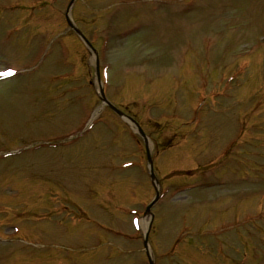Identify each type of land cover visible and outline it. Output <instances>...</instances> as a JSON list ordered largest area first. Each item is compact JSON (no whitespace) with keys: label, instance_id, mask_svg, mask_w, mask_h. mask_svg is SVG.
Instances as JSON below:
<instances>
[{"label":"rangeland","instance_id":"1","mask_svg":"<svg viewBox=\"0 0 264 264\" xmlns=\"http://www.w3.org/2000/svg\"><path fill=\"white\" fill-rule=\"evenodd\" d=\"M67 2L0 0V71L14 69L0 80V264H147L143 145L97 98L94 55L68 28ZM71 15L97 50L106 96L148 138L164 189L148 230L154 263H179L166 252L182 222L192 232L177 252L191 264H264V0H75ZM166 125L175 146L155 153ZM222 149L192 176L198 185L163 177ZM121 158L135 165L114 175L105 165ZM97 239L120 254L108 259Z\"/></svg>","mask_w":264,"mask_h":264},{"label":"water","instance_id":"2","mask_svg":"<svg viewBox=\"0 0 264 264\" xmlns=\"http://www.w3.org/2000/svg\"><path fill=\"white\" fill-rule=\"evenodd\" d=\"M71 1L72 0H70V3H71ZM69 3V4H70ZM66 20H67V23L69 24V26L77 33V34H79V36L81 37V38H83V36H82V34L78 31V29H76V27L73 25V23L71 22V20H70V18H69V16H68V8H67V12H66ZM89 45V44H88ZM94 52V51H93ZM95 67L97 68V61H95ZM97 82H98V94H99V97H100V99L107 105V106H109L112 110H114L117 114H119V115H123L116 107H114L108 100H106V98H105V96H104V94H103V91H102V87H101V85H100V83H99V81H98V79H97ZM129 120H131L135 125H136V128H137V130H138V132H139V134L143 137V138H145L144 137V134H143V132L141 131V129L138 127V125L135 123V121L134 120H132L131 118H128ZM145 140V139H144ZM147 160H148V164H149V173H150V178H151V180H152V183L154 184V183H156V179H155V177H154V174H153V172H152V169H151V163H150V158H149V155H148V153H147ZM156 187V186H155ZM157 195H158V191H157V189L155 188V197H154V199L150 202V203H148L147 204V206H146V208H145V211H146V213H148L149 211V207L151 206V204L156 200V198H157ZM143 244H144V246H145V248H146V233H145V235H144V239H143ZM147 253V258H148V261H149V264H152V261H151V257H150V255L148 254V252H146Z\"/></svg>","mask_w":264,"mask_h":264},{"label":"snow or ice","instance_id":"3","mask_svg":"<svg viewBox=\"0 0 264 264\" xmlns=\"http://www.w3.org/2000/svg\"><path fill=\"white\" fill-rule=\"evenodd\" d=\"M14 73V69L8 68L4 71H0V76H10Z\"/></svg>","mask_w":264,"mask_h":264},{"label":"trees","instance_id":"4","mask_svg":"<svg viewBox=\"0 0 264 264\" xmlns=\"http://www.w3.org/2000/svg\"><path fill=\"white\" fill-rule=\"evenodd\" d=\"M161 137H165L166 135L162 136V134H160Z\"/></svg>","mask_w":264,"mask_h":264}]
</instances>
